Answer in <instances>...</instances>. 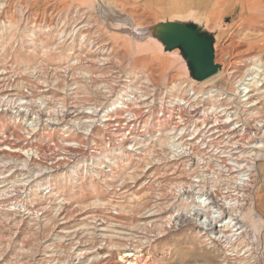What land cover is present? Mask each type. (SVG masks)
<instances>
[{
	"label": "rangeland",
	"instance_id": "374dc122",
	"mask_svg": "<svg viewBox=\"0 0 264 264\" xmlns=\"http://www.w3.org/2000/svg\"><path fill=\"white\" fill-rule=\"evenodd\" d=\"M119 14H130L132 30L124 29L131 27V21L123 20ZM179 16H187L206 26L215 37L216 62L238 69L241 80L218 78L217 88L201 91L202 85L193 84L188 66L182 63L176 49L166 51L149 34L144 33L140 38L136 35L140 28L150 31L157 23ZM263 73L264 0H0V106L25 105L30 110L28 114L25 111L18 114L17 108L7 110L8 115L0 120V192L8 196L9 192L18 190L17 200L43 211L36 217L35 209L28 213L0 208V264H90L103 254L118 258L130 246L143 247L149 256L161 259L162 264L256 263L260 250L264 252L263 225L258 227L256 240L253 239L254 229L249 237L246 235L234 243H220L206 236L212 229L216 235L231 234L235 228L228 221L247 222L253 208L257 212L255 217L260 215L264 219V139H258L249 147L239 140L240 136L231 140L232 147H243L246 158H256L253 165L258 172L253 184L247 191H239L237 187L244 175L225 178L213 154L215 151L207 152L206 144L204 147L200 140L191 148L199 146L198 151L194 150L198 159L190 160L185 139L184 142L180 139L186 127L180 125L178 130L172 129L174 123L163 118V112L169 111L173 104L182 105V98L186 101L200 93V100H204L198 105L201 110L215 108L209 111L212 120L213 115H221L223 108L233 103L231 111H242L243 118L233 115L236 120L232 123L248 122L246 128L252 131L248 132L250 136L257 123L252 122L254 118L264 122V85H259V77L255 78L262 77ZM104 86H115L116 92L111 96ZM246 87L256 95L252 99L254 106L252 100L248 103L240 94ZM102 93L108 94L106 101ZM118 93L126 98L131 96L128 104H135L149 114L145 132L141 131L144 121L138 129L131 130L129 135L136 147L130 152L122 153L115 147L117 151L109 160L98 159L103 165L85 168L80 160L36 180L26 177L31 174H27L29 170L25 172L21 164L23 157H37L29 145L25 150L17 148L23 155L18 160L6 153V138L10 137L12 129L20 130L21 135L49 137V143L58 140L60 150L84 141L83 131L91 130L88 145L104 148L108 141L103 136L105 128L85 120V116L88 114L94 119L91 112L93 114L96 108L102 113L111 109ZM123 101L120 99L118 104ZM162 102L166 111H160ZM41 108L52 109V115L68 112L79 121L74 126L61 123L56 127L52 123V129H47L44 123H36L32 114ZM82 115L84 117L80 118ZM158 116L165 121H161V128L151 129ZM248 117L253 119L245 120ZM195 122L193 120V124ZM64 127L67 129L63 130ZM33 128L37 133H31ZM117 141L121 142L116 140L115 146ZM97 171L104 172L98 175ZM26 179L29 181L24 182ZM193 183L197 184V189L189 191ZM205 185L248 197L242 212L232 215L225 212L224 220L217 221L208 233L205 227L210 226L212 210L210 205H205L208 201L204 196L208 195L198 194V188ZM183 187L188 192H184ZM197 212L201 213L199 217ZM176 215H181L182 220L187 218L189 223L172 229L168 226L169 219ZM194 216L197 218L193 219ZM163 221L169 230L164 236L160 235L156 243L141 238L143 234L154 236ZM244 222L241 224L245 225ZM245 228L252 227L247 224ZM221 245H225V253ZM168 246L171 254L165 252ZM77 251L87 255L79 256ZM243 253L251 259L241 260L239 254ZM51 258L54 261H48Z\"/></svg>",
	"mask_w": 264,
	"mask_h": 264
},
{
	"label": "bare ground",
	"instance_id": "6f19581e",
	"mask_svg": "<svg viewBox=\"0 0 264 264\" xmlns=\"http://www.w3.org/2000/svg\"><path fill=\"white\" fill-rule=\"evenodd\" d=\"M117 13H118V11H117ZM118 16H121L122 19L125 20V21H131L130 14L129 15L128 14H119ZM186 18H188V19H186ZM119 20H121V19H119ZM168 21L194 22V23L198 24L199 26L203 27L205 30H207V28H206L205 25H201L197 21L192 20V19H190L187 16L186 17L185 16L184 17L183 16H179L178 19L168 20ZM132 24H133V20L130 23V26L131 27L124 28V29L126 31L128 29L129 30L130 29L132 30V27H133ZM137 31H138V33L136 34L137 37H139V38L142 37L144 33H145V35L146 34H149L148 36H151L161 47L164 46V44L157 37H155L154 35H151V33H152L151 30L148 31L147 29L145 30L144 28H140V31L139 30H137ZM148 36H146V37H148ZM214 47H215V45H214ZM164 49H165V46H164ZM175 49L177 50V55H178V53L180 54L182 63L185 64V66H186L187 62L183 58L180 49L179 48H175ZM166 51H171V50H166ZM216 61L217 60L215 59V62ZM221 69L218 71V73H216L215 75L211 76L210 78H208V79H206L204 81H198V80H195L193 78H192L191 81L193 82V84H196L197 82H200V84L202 86H201V89L200 88L199 89L201 91L202 90H205V92H207L206 91L207 89H210V88L216 87V86L218 87V81H219V79L220 80L221 79L222 80L225 79L227 81H233L235 79L236 80H238V79L241 80L242 79V75L240 73H238V71H237L238 69L237 70H235V68H232L231 69V67H226L225 64H221ZM188 70L189 69H187V72H188ZM261 70H262V68H261ZM256 77L257 78L258 77L260 78V79L257 80L259 82V85H264V75L262 77L255 76V78ZM103 88L104 89H109L107 92H109L110 95H111V93L116 92V87L115 86H111V87H105L104 86ZM193 89H195V88H193ZM249 89L247 90V87H246L243 90H241L242 92L240 93V94H243V96H245V99L244 100L248 101V103H250V100H252V99L254 100V98L256 96L254 93H251V90H249ZM118 94L119 95L117 96V98L116 99L114 98L115 100H113V105H112L111 109H109L105 113H104V110H103V113H102V110L99 111L98 108H96L93 111V114L91 112V115H93L94 119L91 118L88 114L85 116L86 117L85 120L91 121L93 123H96L97 122L103 128H105V132H103V131L102 132H103L104 138H106L108 141L105 142L106 143V146L104 148H99L97 146L88 145V142H89L88 140L90 139V136H91V133H90L91 130L90 131H83L84 134H85V137L82 136L83 138L82 137L81 138H82V140L84 139V141H80L79 140L80 142H77L76 145H67L68 147L67 146L66 147L64 146L65 149L63 148L62 150H60V144L57 142L58 140L56 141V140L53 139L52 140V143H49V137L43 136V137H40V138H35L32 135H25V134L24 135H21V134H19L20 130H18V132H17V130L15 131V130L12 129V131L8 134L10 137L9 138H6V143L8 145V146L7 145L6 146L8 147V149L7 148H5V149H7L8 151L7 152L5 151V152L7 154H9V157L11 156L12 159H15V160L17 159L18 160V158H20L21 156L23 157V155H22L21 152H18L17 151V148H21V149L24 148V150H25V147H27L29 145L30 146L29 147L30 150L35 151L36 154H37V157H33V156L28 157V158L23 157V162L24 163L22 162L21 164H22V168L25 169V172H26V170H29L27 172V174L29 172L31 174V175L28 174L26 177H31L33 180H36V179L41 178L42 176L46 175V173H48V172H49V174H50V172H55L61 166L62 167H64V166H69L70 167L72 163H74V162L77 163L80 160H81L80 163H81L82 167H85V168H87L90 165L91 166H96V165L99 166V164H102V163L100 161L98 162V159L99 158H107L108 159V157L113 152L117 151L115 149V147H118L119 152H122V153H124L126 151L127 152H130L136 146H135V143H134L135 141L131 137L132 135L130 136L129 134L131 133V130L132 129L135 130L134 128H136V127L138 129V126L143 121H144V123L142 125L143 128L141 129V131L145 132V130H146L147 126H148L146 124L147 123L146 122L147 121L146 119H147V116H149V114H147L146 111H141L142 108L140 109L137 106H134L135 104L134 105L128 104V101L131 100V96H129L128 98H126L125 96H123L124 95L123 93H118ZM199 94L196 95L193 98H192V96L189 97V99L187 98L186 101H185L184 98H182L181 99V101L183 102V103H181L182 105H174L173 104V106L171 108H169L170 109L169 111H166L167 109H164V106H163L164 104L162 102V104H161L162 105L161 106L162 108H161L160 111H164V110L166 111V113L163 112L165 115L162 113L163 114V118L165 116L166 120L168 119L167 121L169 123L170 122H171V124L174 123V126H172V129L175 128L176 130H178V128L180 127V125H184V127H186L185 128L186 131H185L184 135H180V133H182L183 131L180 132L179 135L181 136L180 139H182V140L185 139V142H184V140H183V142L187 145L185 147H187L186 149H188L187 150V154L189 155L190 160H193V159L196 158V155H197L196 153L197 152H195L194 150L197 148L196 151H198V149H199L198 147L199 146L196 145L194 150H192L191 148H193V145H195L194 144L195 141H196V144H199L197 142L200 140V142L203 145L206 144V148L205 149H208V150H206L207 152L210 153L212 151H215L213 154L215 156H217L216 158L219 160L220 169H221V172L223 173L224 177L226 176V177H230V178L231 177L232 178H234V177L236 178V176L237 177H240L242 174L244 175V176L242 175L244 177L241 180L242 182L239 185L237 184L238 185L237 188H239V191L240 190H243V192H245V191L248 190V187L251 184H253L254 177H255V175L258 172L256 170V168L254 167V165H253L254 164V161L253 160H255L256 158L253 159V160H250V159L246 158V155H245L246 153L244 151H242V149H243L242 146L239 145V147H238L236 145L237 147H234V146L232 147L230 143H231V140L232 139H235V138H237L239 136H240L239 140L243 144H245L246 146L248 145V147L250 145H252L254 142L256 144L258 139H262L263 140L264 139V122L262 120H258L257 117L254 118V120L252 122L253 123L254 122H257V123H255L253 125L254 128H255V131L250 136H248L252 132V131L251 132L249 131L250 129L246 128V126L249 125L248 122H245V124H244L243 123L244 120L243 121L240 120V122H238L237 124H233L232 123L234 120H236V118H233V115H236L237 118H243L242 111H238V112H232L233 110L231 111V109L233 108V103L230 104V105H228V107L223 108V111L220 110V111L223 112V113H221V115L220 114L218 116L213 115L216 118L214 117V119L212 120L209 117V115H211V114H209V111H214L215 108H214V110L213 109L212 110H201V107H199L198 105L203 104L204 103V100H200V95ZM224 94H226V92ZM100 95H103L104 96L103 97L104 101L107 100V96H108L107 93L106 94H103L102 93ZM105 95H107V96L105 97ZM134 98H136V97H134ZM120 99H122L124 101L121 102V104H118L119 103L118 101ZM136 100H138V98ZM144 100H147V99H144ZM256 101H259V100H256ZM253 103H254V101L252 102V105H253ZM93 105L95 106L96 104H90V106H93ZM136 105H137V103H136ZM21 106L22 107H25L26 109L25 108L22 109ZM35 106H37V105H35ZM28 107H29V105H28ZM15 108H17V109H15ZM152 108H153V103H151V106H150V109H152ZM14 109L18 112V114H20L23 111H25L24 113H27L28 114L29 111H30L29 109L27 110V106H25V105H17V107H13L12 105H8L6 108H2L0 106V120L4 118L3 116L8 115V111L7 110H14ZM100 109H101V107H100ZM4 110H5V112H4ZM232 113H234V114H232ZM32 114H34L33 116H34L35 122L36 123H44V125L47 127V129L48 128H51L52 129V123L54 125L56 124V127H58L59 124H61V123L66 124V126L69 125V124H72L74 126L75 122L76 121H79L78 119H75L73 116H70V114L68 112L55 113L54 115H52V109H50L49 111H46V110H42V108H41L36 113H32ZM160 114H159V116L162 117ZM167 115H171V116H169L170 118ZM10 116L12 118L15 117L12 114H10ZM159 116H158V119L156 121H153V125H152V128L151 129L161 128V124L165 120H162ZM83 117H84V115H82L80 118H83ZM247 119H250V121H251L253 119V117H248L245 120H247ZM255 119H257V120H255ZM193 120H196L195 124H193ZM161 121H162V123H161ZM197 124L198 125L200 124V126H198ZM56 127L53 126V129L56 128ZM194 127H195L196 130L193 131V128ZM165 128H167V127H165ZM15 129H17V128H15ZM65 129H67V128L64 127L63 130H65ZM5 131H7V130H5ZM188 131H189V133H187ZM260 131H261L262 134L258 133ZM46 132H49V131H46ZM248 132H250V133H248ZM31 133L32 134L37 133V131L35 130V128L32 129ZM204 137L206 138V141H204L205 140ZM114 138H117L116 140H118V139L121 140V142L120 141H117L118 142L117 143L118 144L117 146H115V144H116L115 141L116 140ZM182 140H181V142H182ZM184 143H183V145H185ZM255 144H253V145H255ZM180 145H182V143H180ZM185 147H184V149H185ZM200 147L202 148V145H200ZM204 147H205V145H204ZM255 152H257V151H255ZM200 154H201V151H200ZM200 154H199V156H200ZM213 154H212V156H213ZM261 154H262V152H261ZM196 159H198V158H196ZM202 159H204V158L202 157ZM200 162H201V160H200ZM191 163H193V162H191ZM12 164H14V163H12ZM3 165H4V162H3ZM207 165H208V163H207ZM34 168L35 169L37 168V171L33 170ZM209 168H211V167H209ZM106 170H108V169H106ZM205 171L208 172V169H205ZM102 172H104V171H102ZM102 172L101 171H97L96 173L99 175ZM210 174H211V172L208 174V176H211ZM114 176H118V174L114 173ZM47 179H49V178H47ZM224 180H226V179H224ZM27 181H29V180L26 179L24 182H27ZM35 186H37V184ZM196 186H197V184H194V183L191 184V185H189V191H192L194 188H196ZM34 189L37 190V188H34ZM182 190L184 192H188L187 190L184 189V187L182 188ZM219 190H216L215 187L209 188L206 185L203 188H200V189L198 188V194L199 195H200V193H202V194L206 193L208 195V197L203 195L204 197H206L205 201H208V203H205V205H210V210H212L211 211L212 212V214H211L212 220H210V222H209L210 226L208 225V226L205 227V230H206L205 233H208L209 232L208 230L214 228L213 225L215 223H217V221L219 222V221H223L224 220L223 219V215L225 214V212H228V213H230L232 215L234 213L236 214V213L242 212V210L246 207V204L245 203H246L247 198H248L247 196H244L243 194H237V193H233L232 194V192H229V191L226 192V193H224V192H220ZM17 193H18V190H13L11 193L9 192V195L8 196H6L2 192L1 194H4V195H0V208H2V209L5 208L7 210L15 209V210H18V212L20 210H23V212L24 211H27L28 213L34 212L33 210L35 209L34 215L36 217L39 216V213L43 212V211H41V212L38 211L40 208L39 209L38 208H35V207H33L32 205H30V204H28L26 202H22L20 200H17L16 199V196H15ZM17 196H19V195H17ZM174 196L177 197L178 194L175 193ZM226 205H227V207H224ZM43 206H45V205H43ZM254 206H256V205H254ZM205 208L206 207H204V209ZM200 214H201L200 212H197V215L196 216L199 217ZM203 214L206 217H208V215L206 213H203ZM256 214H257V212L254 211V208H253L251 210V213L249 214V217L247 219V222H244L243 221L245 223V225L244 224H241L243 222H240L239 220L236 221V222H233V220H229L228 221L229 225L230 226H233V228H235V230H232L234 232H232L231 234H228L227 235L225 233L224 235H216V233L214 234V232H216L215 229H212V232L210 233V235H207L206 237H207V239H211L213 241L214 240L216 241V239H217L218 241H220V243H223L225 241L226 242H232L233 241V243H234L237 240H239L240 238H242V237H244L246 235L248 236L249 233L251 232V230L254 229L255 230V233L252 232L253 233V239L256 240L255 236L257 235L258 227H260L262 225L264 226V219L260 215H258V217L256 218L255 217ZM31 215H32V213H31ZM176 216L177 217L170 216V219H169V223H168L169 225L168 226H170L172 229L178 227L182 223H185V222H186V224L189 223L188 222V219L185 216H184V218H186V219H184V220H182L181 215H176ZM196 216H194L193 219H195ZM164 221H167V219H165ZM164 221L161 223V226H158L159 231L154 236H150V235L143 234L144 236H141V238L142 239H147L151 243H153V242L156 243V241H157L156 239H158L160 237V235L161 236H164V234L169 230V228L167 227V225H165ZM247 224H249L250 227H252V228H248V229L245 228V226ZM217 225L218 224H216V226ZM154 228H155V226H154ZM146 234H147V232H146ZM261 234H262V232H261ZM251 240H252V238H251ZM117 243H118V241H117ZM251 244H252V242H251ZM131 245H134V244H131ZM242 246H245V245H242ZM129 248H130L129 250L123 252L118 258H115L111 254H108V255H104L103 254V255L97 256L95 259H93L90 264H162L161 263V261H162L161 259H158V258L154 257V255L153 256H149L148 253H147V250L143 249V247L142 248H139V246H130ZM221 248H222V251L225 253L226 252L225 245L224 246L221 245ZM56 249H58V247ZM238 249H239V247H238ZM235 250H236V248H235ZM77 252H79V251H77ZM165 252L168 253V254H171L172 253L171 247L170 246L166 247ZM249 252L251 254L253 253L252 250H250ZM259 253H261V256H260L259 260H257V262L254 263V264H264V252L262 253V251L260 250ZM77 255L83 256V255H87V253L86 252H79ZM235 255H237V254H235ZM239 255L240 256L242 255L241 256L242 257L241 260H246V259L249 258V256L246 255V253L239 254ZM252 256H254V254ZM250 259L251 258H249V260ZM52 260L53 259L51 258L48 261L51 262ZM249 260H248V262H250ZM45 263H47V262H45Z\"/></svg>",
	"mask_w": 264,
	"mask_h": 264
},
{
	"label": "water",
	"instance_id": "95a60500",
	"mask_svg": "<svg viewBox=\"0 0 264 264\" xmlns=\"http://www.w3.org/2000/svg\"><path fill=\"white\" fill-rule=\"evenodd\" d=\"M152 34L165 46V50L179 48L187 62L190 76L204 81L218 73L221 65L215 62V37L194 22H159Z\"/></svg>",
	"mask_w": 264,
	"mask_h": 264
}]
</instances>
